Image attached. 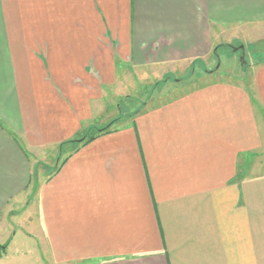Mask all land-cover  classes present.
<instances>
[{
  "label": "crops",
  "instance_id": "crops-1",
  "mask_svg": "<svg viewBox=\"0 0 264 264\" xmlns=\"http://www.w3.org/2000/svg\"><path fill=\"white\" fill-rule=\"evenodd\" d=\"M260 27L264 0H0V245L24 248L0 264H264V62L44 163L114 117L123 82Z\"/></svg>",
  "mask_w": 264,
  "mask_h": 264
},
{
  "label": "rangeland",
  "instance_id": "rangeland-1",
  "mask_svg": "<svg viewBox=\"0 0 264 264\" xmlns=\"http://www.w3.org/2000/svg\"><path fill=\"white\" fill-rule=\"evenodd\" d=\"M251 34L252 33H245V35H241L238 37L239 39H234L235 42L233 41L230 43L231 45L226 43L222 45L223 37L217 36L215 48L213 49L214 54H211L212 57L210 58L211 60L209 64L191 62L186 63L177 69H170L168 72H166V70L158 71L154 69H144L142 71L143 79L138 81L131 80L129 82H123V87L125 85L127 88L125 90V94H121V97L114 99L113 102H115V104L118 103L119 109H117V107H115L113 104L112 113L114 117L111 119L114 120L118 117L120 118L116 120H119L117 123H115V121L109 126V128H121V126L124 125L123 123L125 120L128 121L131 119V117L133 118L137 110L141 111L144 103L148 104L147 106L163 104L184 91L193 90L201 85H204L205 83L210 82L213 77L207 76L209 74L204 76L205 73L210 72L213 75H216L215 77L217 78L218 76L226 77L228 78L226 80H234L237 79V77H244V79L245 77L248 78L251 73L252 64L264 62V27H260L259 30H257L252 35ZM157 90L159 91V96H157L155 100H152L150 99L151 97L146 96L148 94L150 95V92L152 95H155ZM111 119H108L105 123H102V126L107 124ZM94 132V130L87 131L83 136L90 137L94 134ZM81 136L82 135H80V137ZM75 144L76 143H72L71 146H68L60 152L56 150L57 156H52V160L44 162L47 165L45 169L49 171L53 170L60 162L63 155L71 152L76 147L74 146ZM35 156L34 154L32 155L34 159L41 161L36 163L37 166H35V169L41 170L42 165L39 163H43V159L41 160L40 154H35ZM27 221L28 216L27 211H25L22 214V217L19 219L17 239L21 235L20 228L28 230V228L25 227L28 225ZM12 229L14 230V228ZM6 243H8V241L2 243V245H6V247L4 251L1 252L0 258H11L19 253H23L21 251L24 249L22 246L19 247V249H15L14 242L11 244Z\"/></svg>",
  "mask_w": 264,
  "mask_h": 264
},
{
  "label": "trees",
  "instance_id": "trees-1",
  "mask_svg": "<svg viewBox=\"0 0 264 264\" xmlns=\"http://www.w3.org/2000/svg\"><path fill=\"white\" fill-rule=\"evenodd\" d=\"M109 126H110L109 124H106V125L102 126L100 129L96 130V132H94V134L92 136H90V137H87V136L85 137L84 136V138L81 136V137H79V140L78 139H74L72 141V143H76L74 146H77L79 143L82 144L84 142H87L88 140L93 139L94 135H99V134H101L103 132L108 131L110 129ZM5 247H6V245H0V255H1V252L4 251Z\"/></svg>",
  "mask_w": 264,
  "mask_h": 264
}]
</instances>
